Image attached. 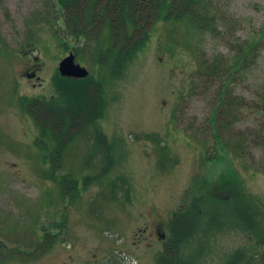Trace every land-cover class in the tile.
<instances>
[{"label":"rangeland","instance_id":"374dc122","mask_svg":"<svg viewBox=\"0 0 264 264\" xmlns=\"http://www.w3.org/2000/svg\"><path fill=\"white\" fill-rule=\"evenodd\" d=\"M53 8L48 0H0V241L21 258L10 264H157L165 249L183 264L256 262L264 114L253 106L264 92V0H211V33L158 20L114 77L98 71L81 43L63 47L51 24L39 25ZM70 49L82 54L76 61L104 106L96 141L95 125L80 127L74 134L91 133L68 137L60 151L25 113V100L56 98L58 64ZM29 60L39 67L26 79ZM202 61L228 73L200 75ZM224 86L227 113L219 109ZM102 141L109 164L93 157L85 165ZM62 176L87 178L62 196Z\"/></svg>","mask_w":264,"mask_h":264},{"label":"trees","instance_id":"16d2710c","mask_svg":"<svg viewBox=\"0 0 264 264\" xmlns=\"http://www.w3.org/2000/svg\"><path fill=\"white\" fill-rule=\"evenodd\" d=\"M48 3L54 8L50 15L46 14L40 18L39 25L43 27L51 24L53 37L63 47L73 43V49L76 50V45L82 44L80 47L83 46V52L91 61H94V66L99 68L98 71L101 72L105 66L107 74L113 77L116 76V72L120 73L132 61L136 52L146 41L150 28L160 19L163 22L184 21L202 32L211 33L215 30L216 19L211 10V0H48ZM253 49L252 43L247 50L251 53ZM75 54L78 59H81L82 54L80 56L77 52ZM200 67L202 69L200 75L207 74V77L220 76L221 78L228 73L227 65L218 71L216 64L210 65L202 61ZM96 85L98 84L92 80L91 75L85 79L71 80L56 74V83H54L56 98L42 97L25 100L28 104L25 113L35 121L43 134L49 136L52 143L60 145V151L67 148V144L74 139L75 135L83 134L82 131L74 134L80 127L86 129L90 125L96 126L94 132L97 131L98 135L92 141L93 143L101 133L97 128V121L101 117L104 106L100 90ZM224 88L225 86L220 88L219 109L227 113L231 109V99L227 96V90L224 91L225 95L222 94ZM253 107H260V111L264 114V92L261 105L256 103ZM253 107L249 106L251 109ZM221 127H225V122L222 125L219 124V131ZM260 131L264 133V121ZM87 133L91 132L84 133L82 137ZM68 137L70 141L67 143ZM216 137L218 138V135ZM95 145L91 149L89 147L87 160L90 157L100 156L106 161L105 165H108L109 143L102 141ZM42 147H44V149L41 148L43 150L47 148L46 145ZM100 150H103L101 154H99ZM52 172L50 171V176L53 181L55 173H59V170L53 167ZM65 178L68 177L61 178L64 183L62 188L60 184L59 191L62 196L66 195L67 190ZM71 181L74 189H78V181L72 178ZM111 187L113 189L115 185L112 184ZM45 236L49 238V234ZM165 244L167 245L168 242ZM41 245L43 244L40 243ZM169 251L171 250L165 249L161 257L156 259L157 264H163L165 254L164 257H170L168 264H183L175 256L173 258ZM18 253H20L19 250L9 248L0 241V264H10L15 258L21 260ZM27 256L30 255L26 254L25 257Z\"/></svg>","mask_w":264,"mask_h":264},{"label":"flooded vegetation","instance_id":"af4514ba","mask_svg":"<svg viewBox=\"0 0 264 264\" xmlns=\"http://www.w3.org/2000/svg\"><path fill=\"white\" fill-rule=\"evenodd\" d=\"M68 51V52H67ZM66 52H67V54L66 55H69V54H71L73 57H74V50H72V49H70V50H67ZM74 60H75V58H74ZM29 62V64H30V66L28 67V69H26V75L27 76H34L35 75V73L37 72V70H38V67H39V65H37V64H35L34 62L35 61H33V60H29L28 61ZM36 81V80H35ZM88 158V157H87ZM87 158H86V162L84 163L85 165H87L88 163H90L89 161H90V159L91 158H93V157H90L88 160H87ZM100 158V159H99ZM95 157L94 158V160L96 161V162H99V160L101 161V164L102 163H105L106 161L104 160V158L103 157ZM97 164H100V162L99 163H97ZM65 177H68L67 179L65 178V181H67V190H66V195L65 196H67L69 193H71L70 191H73V190H75L74 189V186H73V182L71 181V176H65ZM86 178L87 177H81V178H79V182H78V185H77V188L78 189H76V190H79L82 186H79V184H82L83 182H85L86 183ZM95 179V178H94ZM57 181V177L54 175V179H53V183L54 182H56ZM117 187H115V189H116ZM71 206H69L68 204L67 205H64V206H61V209H63V211H64V217H66V213H67V211H68V209L70 208ZM257 225H259V232H258V234L260 235L259 236V250H260V252H259V254H257L256 255V262H246V260H243V258L241 257L240 259H239V262H238V264H264V222H260V223H258ZM160 238H161V240H162V242H163V246L165 247L166 245H165V243L167 242V239H166V237L165 236H163V235H161V236H159ZM141 240L142 241H144V240H146V238H141ZM164 247H163V249H164ZM165 251V250H164Z\"/></svg>","mask_w":264,"mask_h":264},{"label":"water","instance_id":"95a60500","mask_svg":"<svg viewBox=\"0 0 264 264\" xmlns=\"http://www.w3.org/2000/svg\"><path fill=\"white\" fill-rule=\"evenodd\" d=\"M57 70L62 78L67 79L78 80L88 76L85 68L74 63V57L71 54L59 62Z\"/></svg>","mask_w":264,"mask_h":264}]
</instances>
